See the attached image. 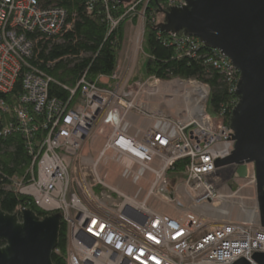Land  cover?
Listing matches in <instances>:
<instances>
[{
	"label": "built area",
	"instance_id": "1",
	"mask_svg": "<svg viewBox=\"0 0 264 264\" xmlns=\"http://www.w3.org/2000/svg\"><path fill=\"white\" fill-rule=\"evenodd\" d=\"M59 1L0 0V93L12 92L34 56L30 35L51 39L71 28ZM154 1L137 0L115 17L119 0H86L89 15L97 2L104 5L111 31L122 26L123 40L115 72L94 82L84 75L67 101L49 97L50 79L24 74L16 131L32 164L27 182L13 177L1 189L33 199L49 216L61 215L66 264H234L241 258L255 264L252 256L264 254V228L213 221L193 209L216 202L259 212L255 165L244 164L247 176L241 178L242 166L213 163L234 151L235 142L228 140L234 132L226 110L210 111L209 83L133 81L147 57L146 28L160 24L159 14H149ZM159 1L167 10L187 5ZM163 42L179 58H196L204 49L185 35L168 34ZM204 64L234 96L233 111L239 71L218 51L204 56ZM0 110L6 112L4 103ZM179 163L182 179L172 184ZM54 255L62 256L61 250Z\"/></svg>",
	"mask_w": 264,
	"mask_h": 264
},
{
	"label": "water",
	"instance_id": "2",
	"mask_svg": "<svg viewBox=\"0 0 264 264\" xmlns=\"http://www.w3.org/2000/svg\"><path fill=\"white\" fill-rule=\"evenodd\" d=\"M127 1V8L137 0ZM157 2V0H156ZM181 9L162 12L166 24L159 30L167 34L184 32L198 38L204 49L227 57L240 73L237 88L239 102L230 119L234 132V151L218 157L215 167L254 164L259 212L239 206L206 202L193 208L210 220L261 226L264 228V0H186ZM0 183V200H1ZM62 217L51 215L43 220L32 210L9 215L0 210V264H53L59 247ZM255 264H264V254L252 256ZM234 264H250L241 258Z\"/></svg>",
	"mask_w": 264,
	"mask_h": 264
},
{
	"label": "trees",
	"instance_id": "3",
	"mask_svg": "<svg viewBox=\"0 0 264 264\" xmlns=\"http://www.w3.org/2000/svg\"><path fill=\"white\" fill-rule=\"evenodd\" d=\"M126 3L127 1L115 6L113 11L115 17H119L127 10ZM59 6L67 10L71 28L51 39L37 40V35H30V38L36 41L34 56L25 62L12 92L0 93V104L4 103L7 107L6 112L0 110V183L2 185L9 183L13 177L25 179L27 182L32 164L25 139L16 131L18 127L16 109L23 94L24 74L34 71L50 79L49 97L67 101L71 91L77 89L84 75L89 81L94 82L100 76H111L116 70L124 31L122 26L111 31L104 5L97 2L92 15L86 11V0H60ZM164 11H167V8L161 1L152 2L149 8V14L158 15ZM159 23L157 26L148 25L145 32L143 49L148 57L146 59L148 76L163 80H198L209 83L210 109L215 114H219L223 109L226 110L229 123L234 96L230 94L220 75L204 64V56L210 51L202 49L196 58L177 57L176 48L163 42V38L168 34L161 32L163 38L158 37L159 28L166 24V20ZM177 35L182 37L184 32L180 31ZM143 58L142 56L140 61ZM133 81H138L136 75ZM6 130L10 132L4 135ZM42 137L44 134H39L40 142ZM183 170L184 163H179L175 167L171 174L172 184L182 179ZM23 208L32 210L41 220L49 217L37 207L33 199L1 191V211L9 215H19V209ZM3 245L0 243V246ZM58 248L62 256L53 255V264H66V226L63 221Z\"/></svg>",
	"mask_w": 264,
	"mask_h": 264
},
{
	"label": "rangeland",
	"instance_id": "4",
	"mask_svg": "<svg viewBox=\"0 0 264 264\" xmlns=\"http://www.w3.org/2000/svg\"><path fill=\"white\" fill-rule=\"evenodd\" d=\"M159 22H164L165 21V16L163 14L158 15ZM144 58L140 61L139 63V69L136 73V76L138 78V81H144L149 78L147 74V69H146V59L147 57L143 56ZM211 111V109H210Z\"/></svg>",
	"mask_w": 264,
	"mask_h": 264
},
{
	"label": "bare ground",
	"instance_id": "5",
	"mask_svg": "<svg viewBox=\"0 0 264 264\" xmlns=\"http://www.w3.org/2000/svg\"><path fill=\"white\" fill-rule=\"evenodd\" d=\"M228 205H234V203H228ZM234 206H239V204H235ZM248 206L247 205H243V210H248Z\"/></svg>",
	"mask_w": 264,
	"mask_h": 264
},
{
	"label": "flooded vegetation",
	"instance_id": "6",
	"mask_svg": "<svg viewBox=\"0 0 264 264\" xmlns=\"http://www.w3.org/2000/svg\"><path fill=\"white\" fill-rule=\"evenodd\" d=\"M4 246V245H3Z\"/></svg>",
	"mask_w": 264,
	"mask_h": 264
}]
</instances>
